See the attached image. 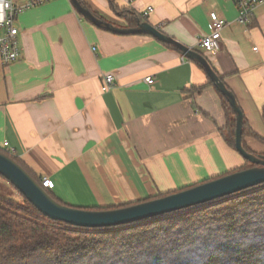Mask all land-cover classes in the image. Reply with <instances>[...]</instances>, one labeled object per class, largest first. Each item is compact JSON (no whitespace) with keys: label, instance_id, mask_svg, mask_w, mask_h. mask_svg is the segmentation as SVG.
I'll return each mask as SVG.
<instances>
[{"label":"crops","instance_id":"1","mask_svg":"<svg viewBox=\"0 0 264 264\" xmlns=\"http://www.w3.org/2000/svg\"><path fill=\"white\" fill-rule=\"evenodd\" d=\"M84 1L101 19L129 27L108 0ZM115 1L140 15L152 6L147 22L204 54L264 138V1L251 27L238 22L237 0ZM213 11L228 22L214 55L198 47L213 29ZM16 26L21 56L0 67V150L8 142L35 175L51 179L62 202L124 205L245 165L220 133L226 120L216 89L192 96L208 76L181 51L150 35L100 28L70 0L24 11ZM106 74L116 86L103 92ZM245 140L264 154L263 143Z\"/></svg>","mask_w":264,"mask_h":264},{"label":"trees","instance_id":"2","mask_svg":"<svg viewBox=\"0 0 264 264\" xmlns=\"http://www.w3.org/2000/svg\"><path fill=\"white\" fill-rule=\"evenodd\" d=\"M79 1L92 10L84 0ZM108 1L129 27L147 21L142 14L119 7L115 0ZM195 63L205 71L201 64ZM207 86L216 89L224 109L226 121L220 133L225 142L238 151L236 113L209 76L207 83L191 90L192 96ZM246 137L264 144V138L252 130L244 117L243 145L248 152L255 153L247 145ZM0 151L12 156L42 185L41 178L18 156L7 150ZM254 166L246 160L245 165L200 183ZM200 183L124 205L73 207L86 210L126 207ZM44 188L62 202L49 188ZM22 198L17 202L0 196V264H264V184L201 206L128 225L97 229L51 220L24 195Z\"/></svg>","mask_w":264,"mask_h":264},{"label":"water","instance_id":"3","mask_svg":"<svg viewBox=\"0 0 264 264\" xmlns=\"http://www.w3.org/2000/svg\"><path fill=\"white\" fill-rule=\"evenodd\" d=\"M78 13L94 25L122 35H150L177 47L186 57L201 64L217 89L228 99L236 113V148L254 167L239 170L172 194L110 210H86L65 205L45 188L12 156L0 151V175L8 180L41 213L51 220L81 228H110L167 215L230 197L264 184V154L248 152L243 145L244 113L236 96L221 80L211 62L201 52L184 45L145 21L136 27H119L97 17L79 0H70Z\"/></svg>","mask_w":264,"mask_h":264},{"label":"built area","instance_id":"4","mask_svg":"<svg viewBox=\"0 0 264 264\" xmlns=\"http://www.w3.org/2000/svg\"><path fill=\"white\" fill-rule=\"evenodd\" d=\"M55 0H0V67L9 66L16 62L21 56V46L19 40V29L16 26L18 16L31 8L44 5ZM264 0H237L239 8L238 22L246 27L254 24V12L257 6ZM154 8L149 6L141 14L147 17ZM212 20V31L199 38L198 47L206 53L216 54L221 49L222 31L228 22L217 12L210 13ZM257 50V47L255 48ZM94 50H96L94 48ZM149 85L154 84L153 76L146 77ZM116 86V78L113 74H106L102 78V91L107 92ZM8 142L4 143V150L14 154L13 148L8 149ZM42 186L52 187L49 177L41 178Z\"/></svg>","mask_w":264,"mask_h":264},{"label":"rangeland","instance_id":"5","mask_svg":"<svg viewBox=\"0 0 264 264\" xmlns=\"http://www.w3.org/2000/svg\"><path fill=\"white\" fill-rule=\"evenodd\" d=\"M0 196L20 202L23 200L20 192L4 177L0 176Z\"/></svg>","mask_w":264,"mask_h":264}]
</instances>
